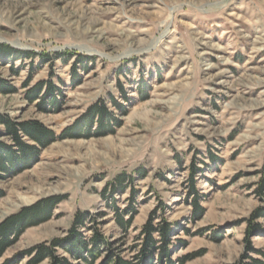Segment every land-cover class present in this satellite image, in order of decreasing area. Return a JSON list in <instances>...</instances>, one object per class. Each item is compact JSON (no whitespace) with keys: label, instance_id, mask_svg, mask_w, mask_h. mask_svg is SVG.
<instances>
[{"label":"rangeland","instance_id":"374dc122","mask_svg":"<svg viewBox=\"0 0 264 264\" xmlns=\"http://www.w3.org/2000/svg\"><path fill=\"white\" fill-rule=\"evenodd\" d=\"M0 45L34 54L0 65V81L15 90L0 93V115L12 122L35 120L58 135L109 95L126 112L108 104L119 122L112 134L57 140L29 168L0 179V222L38 200L64 198L48 221L18 237L0 264H27L28 258H14L64 237L77 211L104 212L99 229L110 240L123 237L119 247L129 259L158 202L166 207L159 215L181 227L173 239L185 245L176 246L174 259L242 260L244 219L264 207L257 192L264 185V0H0ZM47 80L60 91V104L39 112L24 93ZM137 168L146 175L136 180L137 212L123 236L101 193L117 174ZM195 169L200 218L186 199ZM127 194L115 196L120 209ZM257 222L264 229V219ZM250 243L264 250L263 236Z\"/></svg>","mask_w":264,"mask_h":264},{"label":"trees","instance_id":"16d2710c","mask_svg":"<svg viewBox=\"0 0 264 264\" xmlns=\"http://www.w3.org/2000/svg\"><path fill=\"white\" fill-rule=\"evenodd\" d=\"M33 56V53L20 52L0 45V65H7L9 60L31 59ZM80 63L82 60L76 61L73 66ZM73 73L71 80L73 84H78L75 67H73ZM28 83L29 81L23 85V88H26ZM118 88L121 101L127 102L128 98L124 90L121 86ZM13 92L15 90L8 83L4 84L0 81V93ZM24 94L29 103L35 102V108L39 112H46V107L55 109L60 104L57 98L61 93L51 80L37 82ZM119 103L112 95L108 96V101L98 100L91 104L80 118L58 135L53 134L50 129L38 121L17 123L12 122L7 116L0 115V127L3 128L2 131L0 130V179L29 168L32 163L38 160L39 151L57 140L112 134L119 122L113 118L114 115L109 111L107 105L109 104L123 115L126 113L125 107ZM2 137L8 139L9 143L6 144L2 141ZM211 161L214 162V160ZM195 170H191L188 177L186 199L192 206L193 217L200 218L204 209L201 207L202 196L194 184L196 183L195 174L198 171ZM145 175L146 170L144 168H137L134 175L119 173L112 181L105 184L101 193L103 198L108 194L110 200L107 205L111 209L116 227L123 233V236L129 231L137 212L136 180L144 178ZM127 190L126 206L120 209L115 204V196L122 195ZM257 192L259 193L258 197L263 200L264 185L259 187ZM1 196L2 192L0 191ZM63 200L64 198L61 196L47 197L3 218L0 222V259L27 228L48 221L54 207ZM165 208L161 202H158V206L148 216L135 237V243L131 246L132 256L129 259L122 257L123 251L119 247L123 243V237L122 239L119 237L120 239L110 240L99 229L101 220L105 217L104 212H96L95 214L88 211H77L64 237L53 238L48 242L30 247L20 252L14 260L19 262L23 258H28L27 264H40L45 260L48 261V264H185L193 257L180 256L175 259L172 257L176 246L180 248L185 244L178 239L176 241L173 239L176 234L175 229L180 227L178 223L170 222L159 215L158 212H163ZM259 219H264V207L256 208L249 218L244 219L247 224L244 239L247 254L242 257V260L234 264H264V250L254 249L250 243L252 236L264 237L263 226L257 222ZM60 250L71 259L58 255L57 252ZM249 254H254L258 258L251 257Z\"/></svg>","mask_w":264,"mask_h":264},{"label":"bare ground","instance_id":"6f19581e","mask_svg":"<svg viewBox=\"0 0 264 264\" xmlns=\"http://www.w3.org/2000/svg\"><path fill=\"white\" fill-rule=\"evenodd\" d=\"M151 123V122H150Z\"/></svg>","mask_w":264,"mask_h":264}]
</instances>
